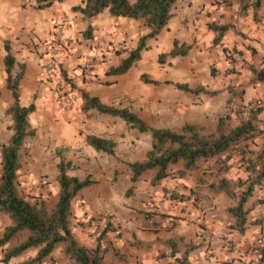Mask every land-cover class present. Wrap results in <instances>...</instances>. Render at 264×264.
Segmentation results:
<instances>
[{
    "label": "crops",
    "instance_id": "1",
    "mask_svg": "<svg viewBox=\"0 0 264 264\" xmlns=\"http://www.w3.org/2000/svg\"><path fill=\"white\" fill-rule=\"evenodd\" d=\"M78 5L83 0H0V141L12 134V120L5 114L12 103L5 84L6 42L17 62L26 66L18 86L20 103L35 105L28 120L36 133L25 140L27 163L17 174L22 184L51 206L59 191L61 158L69 164V175L88 176L93 182L72 201L70 230L86 246L105 232L101 242L108 247L104 255L108 262L178 264L186 255L190 264H251L256 239H264V226L255 223L264 216V201L256 202L264 198V186L256 187L246 202V220L238 227L229 211L236 199L225 191L222 181L235 184L246 176L239 158L226 160L227 154H222L200 160L185 172L183 161H178L156 182V169L144 170L133 181L130 164L146 160L152 149L150 132H140L118 116L83 110L82 93L129 108L152 128L180 131L189 124L203 134L214 133L219 117L234 107L256 99L264 106V79L259 78L264 69V4L256 18L253 9L242 11L235 2L178 0L164 29L148 40L141 58L121 75L106 72L145 33L140 20L113 17L107 10L84 18L73 10ZM59 23L64 24L68 43L54 59L57 77L51 79L44 63L59 44L54 34ZM210 24L226 30L218 38ZM174 40L190 44L189 52L158 63V55L169 51ZM153 42L160 45V52L149 60L150 66L140 67ZM92 56L97 63L86 74L82 65ZM137 63V71L131 72ZM142 74L158 83H145ZM58 77L68 90L65 93H71L69 109L51 92ZM131 79L136 81L133 85ZM177 84L199 90L180 89ZM256 122L258 130L250 141L253 152L262 148L264 107ZM88 134L111 139L113 153L95 149L86 140ZM8 224L0 215V236ZM203 229L223 233L237 243L239 253L214 248L218 257H213L212 249L201 242ZM23 234V238L28 235ZM4 249L0 248V254ZM37 264L72 263L58 247Z\"/></svg>",
    "mask_w": 264,
    "mask_h": 264
},
{
    "label": "trees",
    "instance_id": "2",
    "mask_svg": "<svg viewBox=\"0 0 264 264\" xmlns=\"http://www.w3.org/2000/svg\"><path fill=\"white\" fill-rule=\"evenodd\" d=\"M178 0H83V5L74 6L73 10L79 11L84 18H91L107 10L113 17H126L141 21L145 33L140 35L134 48L126 52L120 62L111 66L106 74L121 75L126 73L132 65L141 58L142 50L148 47V40L155 38L167 25L171 17V10ZM226 4L233 2L239 5V9L245 11L253 9L254 15L259 17L264 0H224ZM218 32V38L226 30L225 26L209 25ZM191 48L190 44L174 40L172 48L158 55V63H164L167 58L185 55ZM6 55L4 65L6 70L5 84L12 95V103L6 113L12 120V134L6 142L0 143V213L5 215L9 224L0 237V246L8 243L19 232L27 230L28 236L16 246L5 251L3 263L20 256L25 250L38 248L37 254L27 260L15 264H35L50 256L60 245L64 246V253L73 261V264H115L104 259L108 247L101 243L102 232L93 246L78 243L70 230L69 217L72 212V201L78 192L93 181L87 176L80 179L67 173L69 164L61 158L58 165L59 174L57 181L59 191L54 203L47 205L43 196H34V199L21 193L18 189V171L21 168V153L25 149L24 143L27 137L36 132L31 127L28 117L35 110L33 102L22 105L19 100V84L25 72V64L18 63L11 52L9 44L5 43ZM95 66V64H94ZM92 67V69L94 68ZM91 73V72H90ZM142 81L157 84L158 81L142 74ZM259 78L264 79V69ZM180 89H190L185 84L176 85ZM83 110H96L102 114L118 116L124 119L131 127L140 132H150L152 149L147 153L146 160L130 164L133 171L132 180L147 169H156L153 182L168 175V167L183 161V172L192 169L200 160L214 158L227 154L229 160L237 156L245 171L246 176L238 178L234 182L223 179V188L233 198L236 205L229 211L236 218V225L242 228L246 220L245 204L253 195L258 186H264V131L262 148L258 152L250 149V141L258 130L257 116L261 106L249 117L242 114V110L234 107L218 119L214 133L203 134L196 126L186 124L180 131L170 129H158L150 127L141 117L129 108L115 107L103 103L98 97L88 93H82ZM263 102V101H262ZM240 114V117H239ZM87 142L97 150L108 154L113 153L115 143L111 139L101 138L92 134L86 136ZM240 187V189H236ZM264 201V198L256 202ZM255 223L264 226V216L257 217ZM264 260V249L260 250ZM174 254V251H172ZM178 264H190L186 255L178 259Z\"/></svg>",
    "mask_w": 264,
    "mask_h": 264
},
{
    "label": "built area",
    "instance_id": "3",
    "mask_svg": "<svg viewBox=\"0 0 264 264\" xmlns=\"http://www.w3.org/2000/svg\"><path fill=\"white\" fill-rule=\"evenodd\" d=\"M64 24L59 23L56 25L55 30V38L59 44L56 47H53L50 50L49 58L44 63V67L47 71V76L51 79H54L56 76L55 74V57L61 53L62 49L66 47L68 43V38L64 35ZM97 63V58L95 56L90 57L87 59L84 64L82 65L83 72L86 74H90L92 71V67L94 64ZM64 91V93L62 92ZM65 91H68L63 88L60 78L55 80L54 85L51 87V92L56 96V100L63 105L64 108L69 109L71 106V93L67 94ZM262 105V100L256 99L252 102H247L243 104V114L245 117H249L252 112H254L258 107ZM201 242L212 249V256L217 258L218 254L214 251V248L224 249L231 255H237L239 253V247L236 242L231 239H228L223 233L210 231L203 229L199 233ZM264 249V239L259 237L256 239L255 242V249L250 258L251 264H264V260L260 255V250ZM211 251V250H210ZM161 260V259H160Z\"/></svg>",
    "mask_w": 264,
    "mask_h": 264
},
{
    "label": "rangeland",
    "instance_id": "4",
    "mask_svg": "<svg viewBox=\"0 0 264 264\" xmlns=\"http://www.w3.org/2000/svg\"><path fill=\"white\" fill-rule=\"evenodd\" d=\"M141 22V21H140ZM165 33L166 32H163V35H162V37L165 35ZM160 52V45L158 44V43H152L151 44V46H150V48L148 49V51H147V53L145 54L146 56H145V58H143V61H141L140 62V67L141 66H150V59H154V58H156V56H157V54ZM138 63L137 64H135V66L131 69V72L133 71H137V69H138ZM132 75V74H131ZM109 78H112L111 76H109ZM129 82H130V84L131 85H133L136 81H134L133 79H131V80H129ZM142 83H141V81H140V85H141ZM142 85H144V84H142ZM255 101V100H254ZM250 102H252V101H250ZM264 106H262L261 107V109L263 108ZM239 109H240V111L242 110V114H241V117H242V115L244 116V114H243V105H241V106H239L238 107ZM7 110V109H6ZM5 114L10 118V116L6 113V111H5ZM239 117H240V114H239ZM11 119V118H10ZM1 142H3V141H0V143ZM4 142H6V141H4ZM27 154H28V151H27V149L25 148L23 151H22V153H21V159H20V161H21V168H20V170L18 171V173L21 171V172H23L24 171V164H26L27 163V160H25V158L27 157ZM0 172H1V166H0ZM17 184H18V189L21 191V193H23L24 195H27V196H29L30 198H32V200L34 199V196H32V195H37V196H41L40 194H37V193H33V192H30V191H28L27 190V188L22 184V182H21V178L20 177H18L17 178ZM54 203V200H51V205ZM47 205L48 206H50V204L47 202ZM72 213V212H71ZM0 215H3V214H1L0 213ZM5 216V215H4ZM71 216V215H70ZM70 218L71 217H69V220H70ZM5 219L7 220V221H9L8 219H7V217L5 216ZM72 225V223H71V220H70V226ZM24 232H27V233H29L27 230H24V231H21V232H19L17 235H15L14 237H19V236H21L22 235V233H24ZM23 236H25V234H23L21 237H20V239L18 240V242L17 243H15V244H11V241H12V239L14 238H12L8 243H6L5 245H3V246H0V248L1 249H3V248H5L4 249V251H2L1 252V254H0V261H2L3 260V257H4V254H5V251L7 252L8 251V249L9 248H11V247H13V246H16L19 242H21V241H23L26 237H24L23 238ZM1 237V236H0ZM78 241V240H77ZM97 241V240H96ZM78 243H80L79 241H78ZM96 243V242H95ZM94 243V244H95ZM102 243V242H101ZM93 244V245H94ZM82 245H84V244H82ZM93 245H87V246H93ZM60 248H61V250H62V252L64 253V246L63 245H60L59 246ZM28 251H32L31 253H29L28 254ZM37 251H38V248H30V249H27V250H25L20 256H18V257H16V258H14V259H10L8 262H4L3 263V261H2V264H15V263H18V262H20V261H23V260H27V259H29V258H32V257H34L36 254H37ZM64 255H65V253H64ZM68 257V256H67ZM69 258V257H68ZM70 261H71V263L73 264V261L70 259ZM35 264H37V263H35Z\"/></svg>",
    "mask_w": 264,
    "mask_h": 264
}]
</instances>
